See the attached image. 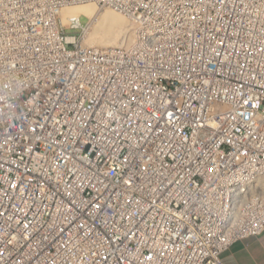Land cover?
Masks as SVG:
<instances>
[{
  "label": "built area",
  "instance_id": "built-area-1",
  "mask_svg": "<svg viewBox=\"0 0 264 264\" xmlns=\"http://www.w3.org/2000/svg\"><path fill=\"white\" fill-rule=\"evenodd\" d=\"M87 5L132 43L85 46L89 18L62 15ZM185 7L201 24L145 51ZM253 163L264 0H0V264H224L211 233ZM263 233L259 208L233 245Z\"/></svg>",
  "mask_w": 264,
  "mask_h": 264
},
{
  "label": "bare ground",
  "instance_id": "bare-ground-1",
  "mask_svg": "<svg viewBox=\"0 0 264 264\" xmlns=\"http://www.w3.org/2000/svg\"><path fill=\"white\" fill-rule=\"evenodd\" d=\"M82 15L89 18L82 39L85 46L105 49L119 47L123 43H132L134 34L131 23L120 13L87 5L65 10L62 17L66 21L69 17ZM193 16L194 24H201V14H195L194 7H185L176 13L173 23H165L159 28L146 29L148 38H142L145 51L161 53V44H156L151 40L168 37L173 28L183 27ZM255 187L258 188V194H248V190ZM259 208L264 212V163H253L236 173L234 181L228 182L225 215L220 218L219 228L211 233L212 244L223 243V249H229L233 245V239L241 237L246 230L249 214Z\"/></svg>",
  "mask_w": 264,
  "mask_h": 264
},
{
  "label": "crops",
  "instance_id": "crops-1",
  "mask_svg": "<svg viewBox=\"0 0 264 264\" xmlns=\"http://www.w3.org/2000/svg\"><path fill=\"white\" fill-rule=\"evenodd\" d=\"M223 254L224 264H264V233L232 245Z\"/></svg>",
  "mask_w": 264,
  "mask_h": 264
},
{
  "label": "rangeland",
  "instance_id": "rangeland-1",
  "mask_svg": "<svg viewBox=\"0 0 264 264\" xmlns=\"http://www.w3.org/2000/svg\"><path fill=\"white\" fill-rule=\"evenodd\" d=\"M106 10V9H105ZM81 22H82V25L83 26H86L87 25V23H88V20L85 18V17H82L81 18ZM69 34H76V32H74V31H69L68 32ZM77 34H79V32H77ZM96 40H100V38H96Z\"/></svg>",
  "mask_w": 264,
  "mask_h": 264
}]
</instances>
